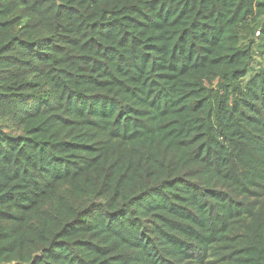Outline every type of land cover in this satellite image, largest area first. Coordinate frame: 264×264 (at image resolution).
Here are the masks:
<instances>
[{
    "label": "trees",
    "instance_id": "1",
    "mask_svg": "<svg viewBox=\"0 0 264 264\" xmlns=\"http://www.w3.org/2000/svg\"><path fill=\"white\" fill-rule=\"evenodd\" d=\"M0 264H264V0H0Z\"/></svg>",
    "mask_w": 264,
    "mask_h": 264
}]
</instances>
